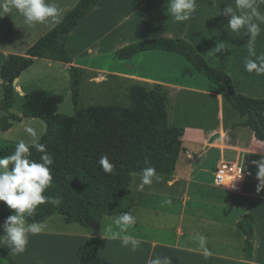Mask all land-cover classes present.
<instances>
[{
    "label": "crops",
    "instance_id": "crops-1",
    "mask_svg": "<svg viewBox=\"0 0 264 264\" xmlns=\"http://www.w3.org/2000/svg\"><path fill=\"white\" fill-rule=\"evenodd\" d=\"M79 1L47 0L62 10V19ZM197 4L190 20L174 22L166 11L167 0H101L74 28L66 42L65 49L72 63L63 64L66 68L71 65L79 68L81 74L88 76L94 89L98 90L110 81L114 84L112 90L121 86L126 92L135 86L145 89L161 86L168 95V116L179 126L185 123L197 127L204 124L206 117L210 121L214 116L218 119L217 126L197 140L187 138L183 128L184 152L173 175L168 178L159 176L162 180L154 182L161 185H146L143 191L137 186L135 199L130 189L128 198L133 203L130 213L137 217V224L128 230V234L141 241L135 252L131 251V246H122L120 239L105 236V224L116 217L101 220L100 249L95 264H148L157 256H169L172 264H264V188L257 191V170L251 163L264 156V141L256 140L249 128L240 126L245 119L239 121L235 111L226 108L229 105L226 100L224 106V95L218 89L214 92L198 91L177 83L178 72L171 65L174 58L161 56L163 52H145L128 61L117 60L121 69L100 68L78 60L96 54L109 63L114 61L117 50L134 42L152 38L183 39L210 67L230 77L235 94L264 101V75L248 73L244 69L246 59H255L249 56L244 30L232 33L227 28L228 18L217 15L226 4L235 7V0H215L214 6L212 0H197ZM260 11L264 13V5H260ZM260 27L261 33L255 42L257 56L264 55V24ZM53 28L50 23L30 28L15 10L0 17V73L8 55H24ZM220 41L227 49L213 57V47ZM141 59L151 60L152 74L140 71ZM161 59L169 60V65L165 66ZM38 61L51 62L35 59L33 64ZM21 75L13 86L23 97L28 93L21 88ZM1 87L0 76V90ZM197 99L201 100L200 108L189 106ZM225 133L233 137L225 140ZM215 135L219 138L210 143V138ZM188 142L199 145V153L186 148ZM210 161L215 162L214 169L205 176L208 171L204 165ZM222 162L241 163L250 173L240 184V189L229 190L215 185V172ZM165 199H171L172 204H162ZM248 214L253 217L249 262L245 259L247 234L237 227V223ZM200 235L207 238L211 252L208 258L203 256L198 241L194 239ZM92 237V230L84 227L77 231L44 228L41 234L29 237L23 254L12 257L20 264H79L83 246ZM2 248L10 252L7 247Z\"/></svg>",
    "mask_w": 264,
    "mask_h": 264
},
{
    "label": "trees",
    "instance_id": "trees-1",
    "mask_svg": "<svg viewBox=\"0 0 264 264\" xmlns=\"http://www.w3.org/2000/svg\"><path fill=\"white\" fill-rule=\"evenodd\" d=\"M101 0H80L64 15L62 22L32 45L24 55H8L1 68L0 131L6 132L13 123L23 119H38L46 127L38 141L53 156L52 184L44 195L58 197L59 206L51 203L39 205L28 223H44L59 215L66 224H78L90 229L105 217H117L129 212L133 203L119 207L117 197H128L132 176L141 174L145 167H154L158 176L171 177L177 161L184 152L181 127L169 125L168 95L161 86L150 89L135 86L131 89V104L121 106H90L75 110L74 115L58 114L62 98L43 90H35L23 97L15 91L13 83L35 59H48L71 64L66 52V42L71 32ZM158 51L183 57L199 73L213 82L225 100L245 121L240 126L249 128L254 138L264 141V101L237 95L232 90L230 77L210 67L197 51L183 39L152 38L128 44L115 52L119 61H128L138 54ZM71 92L74 105L78 106L81 70L70 68ZM21 100V116L11 113L14 104ZM131 142L129 153L114 163V175L110 178L95 157V151L104 147L110 139ZM13 143H0V157L15 150ZM31 159L39 161L40 153L30 149ZM11 168V166H9ZM3 202L0 207V224L13 214ZM252 215H246L237 227L252 233ZM247 248L251 250V243ZM100 249L99 232L83 246L79 264H95ZM0 264H19L9 252L0 247ZM250 264V263H246Z\"/></svg>",
    "mask_w": 264,
    "mask_h": 264
},
{
    "label": "clouds",
    "instance_id": "clouds-1",
    "mask_svg": "<svg viewBox=\"0 0 264 264\" xmlns=\"http://www.w3.org/2000/svg\"><path fill=\"white\" fill-rule=\"evenodd\" d=\"M215 0H212V6ZM260 5L264 0H235V7L226 4L217 15L228 18L227 28L232 33L244 34L248 38V53L250 57L245 60L244 69L248 73L264 75V55H256L255 42L261 33V24H264V13L260 11ZM198 7L197 0H167L166 11L174 22H185L192 18ZM13 10L23 17V23L35 28L37 25L50 23L53 27L62 22V10L54 2L47 0H0V17H3ZM227 48L223 41L217 42L213 47V57L222 53ZM26 132L32 137L29 143L20 140L15 145L12 154L0 157V202H3L10 210H14L3 224V231L0 234V247L10 249L11 255H20L26 251L29 237L39 235L44 231L45 226L39 222L31 224L26 222V217H33L39 205L51 203L59 206L61 200L58 197L44 195L51 187L53 176L52 168L54 160L46 146L38 142L37 133L31 127ZM228 139V134H224ZM31 148L40 153L39 161L31 159ZM256 168V179L258 180L257 191L264 188V156L259 160L251 162ZM99 165L105 173L111 174L114 165L107 156H102ZM11 166V168L9 167ZM242 172V171H241ZM241 172L235 176V180L241 178ZM159 181L160 177L154 167H145L140 174L138 189L143 191L146 185H151L153 180ZM229 186L235 187L230 184ZM162 204L171 205V199H165ZM137 224V217L129 212L121 213L111 222L105 224V236L109 239H120L122 246H131L135 252L141 241L128 234V230ZM198 241L199 249L205 258L211 255L207 247V238L203 235L194 237ZM148 264H172L169 256H157L148 261Z\"/></svg>",
    "mask_w": 264,
    "mask_h": 264
},
{
    "label": "rangeland",
    "instance_id": "rangeland-1",
    "mask_svg": "<svg viewBox=\"0 0 264 264\" xmlns=\"http://www.w3.org/2000/svg\"><path fill=\"white\" fill-rule=\"evenodd\" d=\"M160 55L167 56L168 58L170 57L174 58L173 61L171 62V65L173 67V70L174 71L177 70L178 72L179 77L177 78V83L182 85H188L191 88H195L197 90L200 89L205 92L217 91L218 89L217 86L213 82L209 81L203 74L199 73L183 57H180L178 55H168L167 53ZM72 56L75 55L72 54ZM139 56H143V55H139ZM101 57L103 56H96V54L85 55L78 58V60L86 63L87 65L91 64L100 68H108V69L120 68V65H117L118 61L116 57H114V61L109 63L106 62L105 59ZM139 58H143V57H139ZM141 60L142 62L138 65L140 71H142L143 74H147V75L152 74L150 70L151 60H145V61L144 59ZM161 61L163 62V64H165V66L169 65V60L161 59ZM71 67L74 66L71 65ZM69 70L70 67L66 68L65 65L61 62H56L52 60L51 62L48 61L35 62L31 67H29L24 72H22L21 88L25 93H30L35 90H43L50 94L60 96L62 98V103L58 106V111H57L58 114L60 115L72 116L74 115L76 109L81 110L90 106L127 107L131 104V94H130L131 92H126V90H123L121 86H118V88L116 87L112 90V86L114 84L112 85L111 81L106 82L103 86H100V88L98 87V90L94 89V86L89 81L88 76H86V74H81L78 106L76 107L74 105L73 96L71 92V73ZM222 99H223V104L225 106L226 102L224 96ZM21 104L22 101L18 100L14 104L11 113L16 116H21L22 114ZM201 105L202 103L201 100L199 99L194 100L189 104V106L195 109L200 108ZM226 108L230 111H233L230 105H226ZM168 114L169 112H167V115ZM234 115L239 121L242 120L236 111L234 112ZM210 119L211 121L209 120L208 117H206L204 120V124H202V126L194 127L192 124H185V123L182 124L183 126H179L178 122L177 121L174 122L172 120V117H170L169 115L168 123L169 125H173V126L175 125L184 128L186 130V137L190 138V140L193 141L200 138L202 134L209 133L211 129L217 126L216 123L218 119H215V116ZM24 120L21 122L13 123L12 128L6 132L0 131V143L16 144L20 140H24L26 143H29L32 140V137L26 132V128L28 127H31L35 130V132L37 133V139L38 141H40V139L44 136L46 131V127L44 123L38 119L30 118ZM232 137L233 136H228L229 139ZM131 145H132L131 142L112 138L106 142L103 148L95 151V157L99 161L102 156H107L109 161L114 165L115 160L117 158L125 157L129 153ZM186 148L193 149L194 153L196 154L199 153L200 150V146L192 142L186 143ZM211 155H214V152H212ZM214 165L215 162L213 161H210L208 162V164L204 165V169L208 171V173L205 176H209L211 174V171H213L214 169ZM195 166H197V164ZM107 175L110 178H112L111 176L114 175V171L111 174L107 173ZM160 180H162L161 177ZM139 182H140V176L133 175L132 184L130 186V189L133 190V196H134L133 199L136 198L135 196L137 195L136 194L137 186ZM154 182H158L155 179L153 180L152 184L161 185V183L156 184ZM129 201L130 198L128 197H122V198L117 197L116 199V203L119 205V207L125 206ZM1 203L2 202H0V207H1ZM43 225L45 226V229L59 230V231H77L82 228V226L78 224L64 223L62 217H60L59 215L52 216L49 220L45 221ZM184 227H185V222H184ZM10 256L12 257L11 254Z\"/></svg>",
    "mask_w": 264,
    "mask_h": 264
},
{
    "label": "built area",
    "instance_id": "built-area-1",
    "mask_svg": "<svg viewBox=\"0 0 264 264\" xmlns=\"http://www.w3.org/2000/svg\"><path fill=\"white\" fill-rule=\"evenodd\" d=\"M239 172H241V178L239 180L233 181ZM249 176L250 173L243 167L241 163L222 162L216 169L214 183L218 187L229 190H238L240 189V184ZM230 184L235 185V187L229 186Z\"/></svg>",
    "mask_w": 264,
    "mask_h": 264
},
{
    "label": "water",
    "instance_id": "water-1",
    "mask_svg": "<svg viewBox=\"0 0 264 264\" xmlns=\"http://www.w3.org/2000/svg\"><path fill=\"white\" fill-rule=\"evenodd\" d=\"M218 138H219L218 135L212 136L210 138L209 142L212 143L214 140H216ZM89 228L92 230L93 237L98 235L99 228H98V226L96 224H89ZM246 240H247V242H250V240H251V233L248 230H247ZM245 259H246L247 262L250 261V249L249 248H247Z\"/></svg>",
    "mask_w": 264,
    "mask_h": 264
}]
</instances>
